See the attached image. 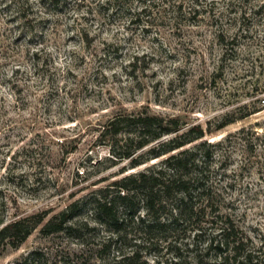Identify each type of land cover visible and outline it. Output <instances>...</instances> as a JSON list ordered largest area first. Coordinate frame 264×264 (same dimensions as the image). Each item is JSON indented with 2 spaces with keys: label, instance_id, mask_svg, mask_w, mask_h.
Segmentation results:
<instances>
[{
  "label": "rangeland",
  "instance_id": "obj_1",
  "mask_svg": "<svg viewBox=\"0 0 264 264\" xmlns=\"http://www.w3.org/2000/svg\"><path fill=\"white\" fill-rule=\"evenodd\" d=\"M56 1L0 0V222L45 218L0 264H215L228 230L264 264V0ZM141 110L211 131L197 221L163 227L169 208L150 228L121 208L112 227L91 218L93 194L161 158L131 170L86 131ZM74 201L71 228L43 234Z\"/></svg>",
  "mask_w": 264,
  "mask_h": 264
},
{
  "label": "trees",
  "instance_id": "obj_2",
  "mask_svg": "<svg viewBox=\"0 0 264 264\" xmlns=\"http://www.w3.org/2000/svg\"><path fill=\"white\" fill-rule=\"evenodd\" d=\"M56 2L50 0L51 4ZM144 12L145 9H141L135 15L136 19ZM231 123L233 121H224L216 130ZM185 127L187 125L178 117H161L141 110L116 112L102 123L96 124L89 132L86 131L93 138V146L106 147L110 160L127 162L125 167L131 170L161 158L158 165L127 175L110 185L112 189H100L97 196L93 194L88 204L91 218L95 222L106 227L116 225L118 208L131 219L139 218V222L148 228L151 225L146 223H156L157 214L168 208L169 214L166 223H162L163 227L186 219L198 220L196 217L199 213H204L211 204L209 195L212 191V163L214 148L218 145L206 140L205 135L211 133L209 129L198 124L182 131ZM84 164L91 168L97 165L90 162ZM79 172L80 175L76 174V178H81L84 174ZM107 190L115 191L111 198L106 196ZM196 197L204 198L206 203L196 207ZM84 205L79 201L70 203L44 223L41 232L48 235L69 230L71 226L68 224L79 215L78 212ZM141 211L149 220L139 217ZM44 220V217L32 216L7 224L0 222V252L7 247L17 249ZM222 236L223 240L218 241L213 248L215 264H253L256 257L243 250V244L234 237L233 232L228 230ZM208 246L210 249L212 243L209 242ZM35 255L23 259L19 264H37Z\"/></svg>",
  "mask_w": 264,
  "mask_h": 264
}]
</instances>
